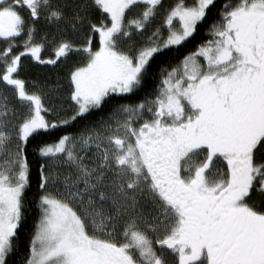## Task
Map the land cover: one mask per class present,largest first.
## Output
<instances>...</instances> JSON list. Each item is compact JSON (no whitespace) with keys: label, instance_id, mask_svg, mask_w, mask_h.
Here are the masks:
<instances>
[{"label":"snow or ice","instance_id":"1","mask_svg":"<svg viewBox=\"0 0 264 264\" xmlns=\"http://www.w3.org/2000/svg\"><path fill=\"white\" fill-rule=\"evenodd\" d=\"M216 7L0 0V264L26 231L34 165L39 216L21 264H264V0H225L211 38L172 62ZM41 22L51 40H37ZM73 53L60 114L19 70L24 57L55 65ZM106 105L29 159L31 140Z\"/></svg>","mask_w":264,"mask_h":264},{"label":"trees","instance_id":"2","mask_svg":"<svg viewBox=\"0 0 264 264\" xmlns=\"http://www.w3.org/2000/svg\"><path fill=\"white\" fill-rule=\"evenodd\" d=\"M215 3L217 6L216 9H213V12L209 16V19L200 25L197 32L194 34V37L190 38L186 43H184L182 46H180L177 50H175L173 52V54H172L173 55V59H172L173 63H175V61L178 60L183 55H186L188 52L195 51V48L199 43L206 41V40L211 38L210 35L208 34V31H207L208 25L211 23L212 19L215 18V15H216L218 9L223 6V4L225 3V0H215ZM39 28H40V30L37 32V40H39V36H40L41 32H43L45 30L48 32L49 40L52 39V36L54 33L53 28H46L42 22H41ZM47 44H50V43H45V46ZM93 46H95V42H94ZM72 55H74V57H70ZM72 55H70L66 60L62 58L55 65H47V64L41 65V64H37V63L29 65V64H26L23 62L21 67H20V70H19V76H20V78H23L24 80H26L28 83H29V81H31V82H33V85H34V83L40 85L44 91H47L50 89L48 86H52V88L50 90H53V91L58 90L61 93L62 90H59L58 89L59 87L56 88L55 86L56 85H60V87L65 86V88L63 89L64 92H62V93H65V91L68 88L66 76L68 74L69 68L72 66L73 63H75L81 59L79 54L74 53ZM22 74H26V75H22ZM154 84H155V81L150 82L149 84L146 85L145 89L142 90L138 94L137 97L127 98V102H135L136 100L143 98L145 92H150L153 90ZM0 87H3V85H0ZM33 87L32 88L30 87V89H33ZM54 89H57V90H54ZM4 90L7 91L6 89H4ZM9 95H11V97H12V92ZM114 99H116L117 102H123V101H120L118 98H114ZM70 104H72V103H71L70 97H69L68 100L65 99V101H64L65 109H67L69 113L71 111L70 108H68L70 106ZM110 104H111V102H110ZM108 111H109V106L106 105L103 109L93 111L90 115H87L85 118H83L81 120H77L76 122H74L73 124L68 126L67 128H60V129L53 131L51 134H46V135H42V136L34 138L28 144L29 159L34 160V158L32 156V149H33L34 145L36 143H38L39 141H41V140L52 141V140L58 139L59 135L63 134L65 131L79 132L82 129H84L85 127L92 125L95 122H97L101 116L106 117ZM36 189H37L36 168L34 165L33 173H32L31 188L28 192L29 210L26 213L27 219H26L25 224H24V229H26V231L25 230L21 231V240H20V243H19V246H18V249H17L15 255H13V257L11 258L10 264H21L22 258L27 253V243H28V238H29L28 233H30L32 231L34 222L39 216V210L36 207V204H35V201L33 198V194L35 193Z\"/></svg>","mask_w":264,"mask_h":264},{"label":"rangeland","instance_id":"3","mask_svg":"<svg viewBox=\"0 0 264 264\" xmlns=\"http://www.w3.org/2000/svg\"><path fill=\"white\" fill-rule=\"evenodd\" d=\"M173 2V0H162V3L165 5V6H167V5H169L170 3H172ZM187 2H191V0H187ZM155 25H153V27H154ZM147 34V33H146ZM134 39H137V40H139L140 39V37H134ZM3 48V47H2ZM74 54V53H73ZM53 55V52H52V45L51 44H47L44 48H43V50H42V56L43 57H49V56H52ZM70 57H74V55H72V56H70ZM23 62L24 63H26V64H29V65H32V64H34V63H37V64H39L38 62H35V61H32L31 60V58L30 57H24L23 58ZM42 65V64H41ZM48 65V64H47ZM22 75H26V74H22ZM23 79V78H22ZM25 82H26V87H27V89H29V90H32V89H30V87L32 88L34 85H33V82H31V81H29V83L25 80ZM57 88V87H56ZM65 88V86H61V87H59L58 89L59 90H62L61 91V93L57 90V89H54V90H57V91H53V90H47L46 92H48V96H47V98H46V102H49V101H51V102H54L55 104H56V106L60 109V114H63L65 111H67L68 112V110L67 109H65V106H64V101H65V99H69V96L67 95V92H68V88H67V90L65 91V93H62V92H64L63 91V89ZM0 89H3V87H0ZM7 90V94L9 93V94H11V90H8V89H6ZM8 94V96H9V101H10V103H13V104H16L17 102H16V100L13 98V94H12V97H11V95H9ZM71 101V100H70ZM72 103V102H71ZM68 108H70V110H71V104H70V106L68 107Z\"/></svg>","mask_w":264,"mask_h":264},{"label":"flooded vegetation","instance_id":"4","mask_svg":"<svg viewBox=\"0 0 264 264\" xmlns=\"http://www.w3.org/2000/svg\"><path fill=\"white\" fill-rule=\"evenodd\" d=\"M26 15V13H25ZM4 46V42L2 40H0V49H2V47Z\"/></svg>","mask_w":264,"mask_h":264}]
</instances>
